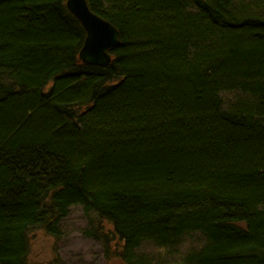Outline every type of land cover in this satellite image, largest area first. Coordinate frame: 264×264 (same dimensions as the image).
<instances>
[{"label":"trees","instance_id":"16d2710c","mask_svg":"<svg viewBox=\"0 0 264 264\" xmlns=\"http://www.w3.org/2000/svg\"><path fill=\"white\" fill-rule=\"evenodd\" d=\"M87 1L108 66L67 0H0V264L74 206L114 264H264V0Z\"/></svg>","mask_w":264,"mask_h":264},{"label":"rangeland","instance_id":"374dc122","mask_svg":"<svg viewBox=\"0 0 264 264\" xmlns=\"http://www.w3.org/2000/svg\"><path fill=\"white\" fill-rule=\"evenodd\" d=\"M97 218L95 214L88 215L81 206H74L61 224L60 238L46 235L41 228L33 229L30 264H114L116 260L106 258L104 243L95 236L98 228L111 234L113 227ZM113 247L117 249V240L113 241Z\"/></svg>","mask_w":264,"mask_h":264},{"label":"water","instance_id":"95a60500","mask_svg":"<svg viewBox=\"0 0 264 264\" xmlns=\"http://www.w3.org/2000/svg\"><path fill=\"white\" fill-rule=\"evenodd\" d=\"M67 7L86 31L81 60L89 65L108 66L112 61L111 49L121 43L119 30L93 12L87 0H67Z\"/></svg>","mask_w":264,"mask_h":264}]
</instances>
